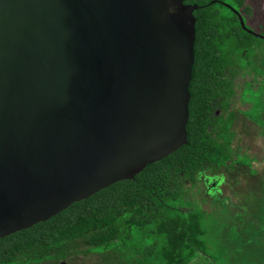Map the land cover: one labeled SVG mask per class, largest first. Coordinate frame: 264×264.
<instances>
[{
	"label": "water",
	"instance_id": "95a60500",
	"mask_svg": "<svg viewBox=\"0 0 264 264\" xmlns=\"http://www.w3.org/2000/svg\"><path fill=\"white\" fill-rule=\"evenodd\" d=\"M185 1L0 0V239L187 145Z\"/></svg>",
	"mask_w": 264,
	"mask_h": 264
},
{
	"label": "trees",
	"instance_id": "16d2710c",
	"mask_svg": "<svg viewBox=\"0 0 264 264\" xmlns=\"http://www.w3.org/2000/svg\"><path fill=\"white\" fill-rule=\"evenodd\" d=\"M185 3L202 7L194 13L187 145L147 166L133 180L119 182L47 222L0 239V264H86L73 259L83 252L97 256L93 264H192L201 253L206 214L185 185L231 160L230 129L210 132L212 99L219 97L212 92L213 84L220 79L226 59L228 64L234 56L246 61L248 51L241 47L248 38L261 39L244 31L238 14L224 5L249 16L253 7L247 0ZM243 21L251 29L245 17ZM245 69H251V64Z\"/></svg>",
	"mask_w": 264,
	"mask_h": 264
},
{
	"label": "rangeland",
	"instance_id": "374dc122",
	"mask_svg": "<svg viewBox=\"0 0 264 264\" xmlns=\"http://www.w3.org/2000/svg\"><path fill=\"white\" fill-rule=\"evenodd\" d=\"M241 48L248 51L244 66L250 63L257 75L250 69L236 78L224 113L237 115L230 128L231 160L185 185L206 214L201 253L192 264H264V41L248 38ZM73 259L98 260L84 252Z\"/></svg>",
	"mask_w": 264,
	"mask_h": 264
},
{
	"label": "flooded vegetation",
	"instance_id": "af4514ba",
	"mask_svg": "<svg viewBox=\"0 0 264 264\" xmlns=\"http://www.w3.org/2000/svg\"><path fill=\"white\" fill-rule=\"evenodd\" d=\"M247 3L252 5L253 11L249 16H247L246 14L241 15L239 13L238 14L239 19L243 18L244 20L245 17L247 19V24L250 26L252 30L249 28L248 29L253 33H255V34L252 33L250 34L257 35L261 39V41H264V34L262 33V30L264 29V0H247ZM249 17H251L250 21H249ZM254 25H257V27H259L261 32L259 31L256 32L252 28V26ZM244 31H246L245 28ZM226 60H227V64H224L220 67L221 71L218 74L220 76V79H218L213 84V91H212L213 94L216 93L219 96L216 99L213 98L211 103L212 118L210 120V124H211L210 132L213 131L216 134L220 133L221 131L227 128L230 129L231 126L233 125L234 120L237 117V115L233 111H230L228 116H225L224 113L227 111L228 108H230L231 105L230 100L233 98L235 92L236 78L243 75L247 71L243 64V62H245L244 58L240 59L239 57L234 56L232 57V60L229 61V64H228V59ZM251 71L257 75L256 73L257 71L254 72L252 69Z\"/></svg>",
	"mask_w": 264,
	"mask_h": 264
}]
</instances>
